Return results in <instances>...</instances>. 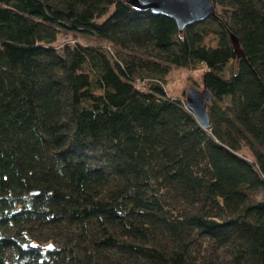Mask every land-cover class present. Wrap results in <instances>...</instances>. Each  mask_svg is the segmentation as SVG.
Instances as JSON below:
<instances>
[{"label":"trees","instance_id":"trees-1","mask_svg":"<svg viewBox=\"0 0 264 264\" xmlns=\"http://www.w3.org/2000/svg\"><path fill=\"white\" fill-rule=\"evenodd\" d=\"M212 2L179 31L126 0H0V264H264V0ZM172 67L202 68L207 128Z\"/></svg>","mask_w":264,"mask_h":264},{"label":"water","instance_id":"water-1","mask_svg":"<svg viewBox=\"0 0 264 264\" xmlns=\"http://www.w3.org/2000/svg\"><path fill=\"white\" fill-rule=\"evenodd\" d=\"M132 7L138 10H150L155 14H165L172 18L179 31L193 22L202 21L215 13L212 0H126ZM230 38L238 55H242L238 47V39L231 32ZM211 98V93L203 88L190 86L185 92V107L202 128L210 124L206 102ZM37 190H31L35 193Z\"/></svg>","mask_w":264,"mask_h":264},{"label":"rangeland","instance_id":"rangeland-1","mask_svg":"<svg viewBox=\"0 0 264 264\" xmlns=\"http://www.w3.org/2000/svg\"><path fill=\"white\" fill-rule=\"evenodd\" d=\"M74 39H80L84 42L91 43L93 39L90 36L80 35L73 36L69 33L61 32L58 35L56 44L62 41H73ZM107 44V43H106ZM104 47L110 46L109 44ZM112 47V46H111ZM114 47L111 48V50ZM202 68L188 69L184 67H172L171 70L165 75V91L171 97L185 98V92L190 86H196L199 90H202ZM184 93V95H183ZM255 198L264 197V191H257L253 194Z\"/></svg>","mask_w":264,"mask_h":264},{"label":"built area","instance_id":"built-area-1","mask_svg":"<svg viewBox=\"0 0 264 264\" xmlns=\"http://www.w3.org/2000/svg\"><path fill=\"white\" fill-rule=\"evenodd\" d=\"M107 49H109V47H106Z\"/></svg>","mask_w":264,"mask_h":264}]
</instances>
